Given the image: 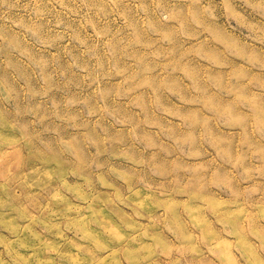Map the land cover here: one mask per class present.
<instances>
[{
    "label": "rangeland",
    "instance_id": "1",
    "mask_svg": "<svg viewBox=\"0 0 264 264\" xmlns=\"http://www.w3.org/2000/svg\"><path fill=\"white\" fill-rule=\"evenodd\" d=\"M0 264H264V0H0Z\"/></svg>",
    "mask_w": 264,
    "mask_h": 264
}]
</instances>
